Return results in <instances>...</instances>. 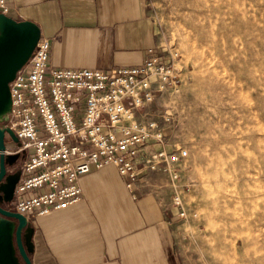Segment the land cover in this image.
Instances as JSON below:
<instances>
[{
  "label": "rangeland",
  "instance_id": "374dc122",
  "mask_svg": "<svg viewBox=\"0 0 264 264\" xmlns=\"http://www.w3.org/2000/svg\"><path fill=\"white\" fill-rule=\"evenodd\" d=\"M149 3L158 46L179 54L177 81L149 107L156 119L170 112L169 148L188 153L176 183L186 212L178 251L184 264H264V0ZM20 162L6 156L0 206L9 211Z\"/></svg>",
  "mask_w": 264,
  "mask_h": 264
},
{
  "label": "built area",
  "instance_id": "2783aa9c",
  "mask_svg": "<svg viewBox=\"0 0 264 264\" xmlns=\"http://www.w3.org/2000/svg\"><path fill=\"white\" fill-rule=\"evenodd\" d=\"M7 0L0 14L7 15ZM51 40L40 36L28 62L9 83V108L0 128L23 155L26 177L15 188V212L27 220L76 203L79 180L113 165L136 199L141 171H161L173 186V205L186 212L176 183L183 148H169L165 126L170 112L156 119L149 107L177 81L179 54L169 47L149 49L143 63L104 71L53 67Z\"/></svg>",
  "mask_w": 264,
  "mask_h": 264
},
{
  "label": "crops",
  "instance_id": "0c3cea01",
  "mask_svg": "<svg viewBox=\"0 0 264 264\" xmlns=\"http://www.w3.org/2000/svg\"><path fill=\"white\" fill-rule=\"evenodd\" d=\"M7 4L8 19L31 22L40 36L51 40L53 67L110 71L141 64L149 49L163 48L158 46L149 0H7ZM14 145L7 143L6 148ZM21 162L17 165L21 171L12 180L17 185L26 177ZM162 175L166 174L141 171L136 199L113 165L81 177L82 194L76 203L29 216L23 236L33 264H184L174 231L181 220L179 209L173 195L168 198ZM168 183L171 186L169 179Z\"/></svg>",
  "mask_w": 264,
  "mask_h": 264
},
{
  "label": "water",
  "instance_id": "95a60500",
  "mask_svg": "<svg viewBox=\"0 0 264 264\" xmlns=\"http://www.w3.org/2000/svg\"><path fill=\"white\" fill-rule=\"evenodd\" d=\"M40 37L38 27L31 22L16 23L0 14V119L9 108L8 85L15 74L30 59ZM10 98V97H9ZM5 130L0 128V183L7 174ZM16 183H12L7 191L11 195ZM9 197H6L8 199ZM0 264H33L28 251L23 229L28 220L20 213L9 211L0 206ZM14 253V254H13Z\"/></svg>",
  "mask_w": 264,
  "mask_h": 264
},
{
  "label": "flooded vegetation",
  "instance_id": "af4514ba",
  "mask_svg": "<svg viewBox=\"0 0 264 264\" xmlns=\"http://www.w3.org/2000/svg\"><path fill=\"white\" fill-rule=\"evenodd\" d=\"M7 99L9 100V89H8V95H7ZM2 104L3 103H1V100H0V108H1V106H2ZM16 186H17V184H16ZM16 186H15V188H16ZM11 195V191L9 190V191H7L6 193H5V199H6V197H9L8 199H6V200H13L14 199V197H15V190H14V192L12 193V196H10Z\"/></svg>",
  "mask_w": 264,
  "mask_h": 264
},
{
  "label": "bare ground",
  "instance_id": "6f19581e",
  "mask_svg": "<svg viewBox=\"0 0 264 264\" xmlns=\"http://www.w3.org/2000/svg\"><path fill=\"white\" fill-rule=\"evenodd\" d=\"M234 31V30H233ZM208 61V60H207ZM249 172V171H248ZM253 175V174H252ZM210 191V193L212 194V193H215L214 191H211V190H209ZM216 194V193H215ZM218 194V193H217ZM261 194V193H260ZM212 196V195H211ZM213 198V197H212ZM216 201H217V199H216ZM227 201V200H226ZM219 203H220V201H219ZM216 207V206H215ZM228 208V207H227ZM229 209V208H228ZM258 229V228H257ZM260 231V230H259ZM262 232V231H261ZM260 232V233H261ZM261 235V234H260Z\"/></svg>",
  "mask_w": 264,
  "mask_h": 264
}]
</instances>
